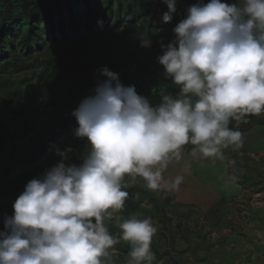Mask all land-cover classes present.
I'll return each instance as SVG.
<instances>
[{"label":"clouds","instance_id":"1","mask_svg":"<svg viewBox=\"0 0 264 264\" xmlns=\"http://www.w3.org/2000/svg\"><path fill=\"white\" fill-rule=\"evenodd\" d=\"M162 3L174 11L176 0ZM186 13L157 57L179 92L153 106L101 68L103 79L71 113L74 136L89 144L82 163H68L71 148L56 147L60 162L25 185L3 220L0 264H112L119 240L105 220L124 208L126 176L153 191L178 189L184 177L165 179L164 171L186 145L194 158L217 159L222 148L241 146L230 122L264 113V0H199ZM140 44L151 47L149 33ZM118 227L131 245L127 264L149 262L158 231L152 218L134 215Z\"/></svg>","mask_w":264,"mask_h":264},{"label":"trees","instance_id":"2","mask_svg":"<svg viewBox=\"0 0 264 264\" xmlns=\"http://www.w3.org/2000/svg\"><path fill=\"white\" fill-rule=\"evenodd\" d=\"M198 2L176 0L173 11L162 0H0V216H11L25 185L60 162L56 147L71 148L68 163H82L89 144L74 136L78 124L71 113L103 79L101 68L118 73L125 86L134 85L153 106L163 95L179 92L178 85L164 78L157 57L161 43L175 38L173 28L186 17L188 6ZM166 13L173 17L171 23L163 22ZM145 32L151 47H141ZM262 114L239 124L233 120L229 127L249 132L264 126ZM192 147L186 145L184 152L191 154ZM124 183L129 194L124 208L105 220L119 240L112 264H127L131 248L120 239L119 222L134 215L151 217L168 229L171 214L186 216L187 207L175 195L162 197L161 190L148 189L140 177L126 176ZM182 227L179 221L175 229L184 234ZM165 246L152 240L149 262L176 264L162 253Z\"/></svg>","mask_w":264,"mask_h":264},{"label":"rangeland","instance_id":"3","mask_svg":"<svg viewBox=\"0 0 264 264\" xmlns=\"http://www.w3.org/2000/svg\"><path fill=\"white\" fill-rule=\"evenodd\" d=\"M222 152L223 158L217 159L194 158L183 151V159L173 160L164 171L165 179L182 175L184 180L178 189H161L159 194L175 195L187 207L184 217L171 214L168 229L153 220L160 233L153 240L166 245L162 253L167 260L264 264V126L242 133L239 148ZM179 221L184 234L175 229Z\"/></svg>","mask_w":264,"mask_h":264}]
</instances>
